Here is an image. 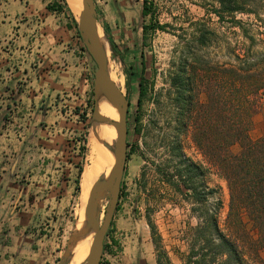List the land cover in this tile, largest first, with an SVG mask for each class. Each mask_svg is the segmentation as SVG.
Instances as JSON below:
<instances>
[{
  "label": "rangeland",
  "instance_id": "rangeland-1",
  "mask_svg": "<svg viewBox=\"0 0 264 264\" xmlns=\"http://www.w3.org/2000/svg\"><path fill=\"white\" fill-rule=\"evenodd\" d=\"M142 1L131 0L125 9L127 15L133 14L132 24L115 19L109 26L112 68L130 102L127 117L135 113L127 134L128 150L131 146L135 150L126 158L118 209L107 232L109 237H116V244L103 251L100 263L118 259L123 264H234L228 253H220L215 246L218 240L208 223L216 218L220 230L236 243L247 264H264V225L258 230L253 224L241 195H234L230 201L222 170L192 140L188 99V93L197 94L191 114L200 118L205 113L202 103L206 101V85L214 83L215 71L222 65L264 70V0H248L245 10L225 13L223 18L213 13L218 0H148L152 18L167 26L164 31L148 32L145 39L141 25L151 16L138 13ZM66 3L77 20L76 6ZM97 18L103 28L102 16L97 14ZM140 77L147 92L139 106ZM175 77L183 85L173 84ZM258 101L257 110L241 121L251 141L264 137V89L258 92ZM230 113L235 115L233 110ZM90 121L92 108L79 139L80 151L68 140L63 153L66 160L75 157L82 171L89 164ZM241 146L240 140L234 141L227 152L236 154ZM191 164L199 167L194 173ZM80 176L76 168L79 190L73 182L72 197L64 201L70 223L58 231V264L68 241L76 235L70 238L79 214L82 217ZM106 205L107 198L101 202L99 223ZM258 207L264 208V198ZM148 220L156 228L158 247L152 243Z\"/></svg>",
  "mask_w": 264,
  "mask_h": 264
},
{
  "label": "crops",
  "instance_id": "crops-1",
  "mask_svg": "<svg viewBox=\"0 0 264 264\" xmlns=\"http://www.w3.org/2000/svg\"><path fill=\"white\" fill-rule=\"evenodd\" d=\"M130 1L94 0L108 32L111 20L132 24ZM91 100L87 50L62 0H0V264H58L78 168L63 153L68 140L80 151Z\"/></svg>",
  "mask_w": 264,
  "mask_h": 264
},
{
  "label": "trees",
  "instance_id": "trees-1",
  "mask_svg": "<svg viewBox=\"0 0 264 264\" xmlns=\"http://www.w3.org/2000/svg\"><path fill=\"white\" fill-rule=\"evenodd\" d=\"M247 1L218 0V7L213 9V13L218 18H223L225 13L231 14L245 10ZM62 2L69 11L66 0H62ZM147 15L151 17L147 24L142 25L143 39L148 32L164 31L167 26V24H159L152 18L151 3L148 0H143L141 16ZM102 27L109 42L112 43L107 27ZM141 65L142 72L144 62H141ZM219 69V71H215L214 83L206 85V101L202 103L205 113L200 118L193 117L191 114L192 102L197 101V94L188 93V99L191 102L189 109V119L192 124L191 137L203 153L209 156L211 161L216 162L222 170L227 182L230 201L232 202L234 195H241L249 218L260 230L264 225V208L258 207L259 202L264 198V137L256 141L249 140L241 126V121L258 108V92L264 89V70H256L252 67H225L224 65ZM179 80V77H175L173 84L183 85ZM209 80H211L210 76ZM146 92L147 86L140 77L137 97L139 106ZM231 110L235 112L234 116H231ZM138 120L139 116L137 115L136 122ZM237 140L242 142L241 150L236 154L228 153L227 149ZM134 150L135 146H131L127 151V159ZM189 168L193 173L199 169L193 164L189 165ZM81 172L82 167L79 166V176ZM75 190H79V177L75 180ZM198 198L202 199L203 196L198 195ZM117 209L118 206H116ZM148 226L152 243L158 247L159 237L151 220H148ZM208 226L217 237L218 244L215 246L220 253H228L234 264H247L236 243L220 230L216 218H210ZM209 240L211 242V239ZM103 249H106V245ZM219 264L225 263L221 261Z\"/></svg>",
  "mask_w": 264,
  "mask_h": 264
},
{
  "label": "water",
  "instance_id": "water-1",
  "mask_svg": "<svg viewBox=\"0 0 264 264\" xmlns=\"http://www.w3.org/2000/svg\"><path fill=\"white\" fill-rule=\"evenodd\" d=\"M81 7V13L76 22L80 37L87 50L88 64L91 69L93 78L92 120L96 116H99L97 107V90L100 86L113 98L118 113V121L107 119L109 123L117 128V137L113 142L114 165L112 168V173L108 180H104L103 177H99L94 184V189L99 188L100 184L102 183H104L105 185L102 186L104 192L95 207L97 213L89 222L91 226L90 228L93 230V233L89 252L87 258L84 261V264H99L101 255L104 250V239L107 236V232L111 225L120 195L121 180L124 174L125 161L128 151V126L134 123L135 113L132 112L130 116L127 117L130 103L129 99L123 93H121L120 89L111 81L105 65L106 62L96 49V46L91 39V30L95 29L96 24L99 25L94 0H81ZM101 29L104 37L108 42L109 49L110 47L112 48V44L109 42L108 37L105 35L103 28ZM105 198H107V205L102 222L99 223V210L101 202ZM94 201V199L93 201H91L90 206L93 205ZM72 235L73 232L71 233L70 238ZM68 249L69 241L67 243L66 249L64 250L62 258L59 261V264H66Z\"/></svg>",
  "mask_w": 264,
  "mask_h": 264
},
{
  "label": "bare ground",
  "instance_id": "bare-ground-1",
  "mask_svg": "<svg viewBox=\"0 0 264 264\" xmlns=\"http://www.w3.org/2000/svg\"><path fill=\"white\" fill-rule=\"evenodd\" d=\"M66 1L71 7L76 6L78 15L80 16L82 9L81 0ZM91 39L106 62L105 65L111 81L120 89L121 93H123V89L121 88L119 81L116 79V72L112 68L108 42L98 24H96L95 29L91 30ZM97 94L99 116H96L92 122L90 121L89 134L87 133L89 164L84 167L80 176L82 187L81 209L83 213L82 217L79 214L78 224L73 232L76 234L75 237H72V235V238L69 240L66 264H84V261L87 258L93 233L89 222L97 213V211L95 213L92 210L90 203L94 195L95 201L93 204L94 206L97 205L100 197H102L101 194L104 192L102 186L105 185L102 183L99 188L94 189V184L99 177H103L104 180H107V178L109 179L114 165L113 142L117 137V128L114 133L115 126L109 123L107 119L118 121V113L113 98L101 86L98 88ZM94 206L93 208H95ZM84 207H88V209L84 210ZM84 244L86 245L84 246Z\"/></svg>",
  "mask_w": 264,
  "mask_h": 264
},
{
  "label": "built area",
  "instance_id": "built-area-1",
  "mask_svg": "<svg viewBox=\"0 0 264 264\" xmlns=\"http://www.w3.org/2000/svg\"><path fill=\"white\" fill-rule=\"evenodd\" d=\"M99 264H101V263L99 262Z\"/></svg>",
  "mask_w": 264,
  "mask_h": 264
}]
</instances>
